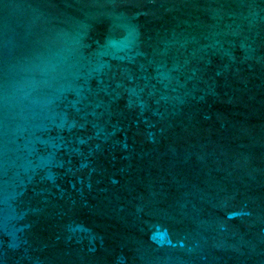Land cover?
I'll list each match as a JSON object with an SVG mask.
<instances>
[{"label": "water", "instance_id": "water-1", "mask_svg": "<svg viewBox=\"0 0 264 264\" xmlns=\"http://www.w3.org/2000/svg\"><path fill=\"white\" fill-rule=\"evenodd\" d=\"M0 264H264V0H0Z\"/></svg>", "mask_w": 264, "mask_h": 264}]
</instances>
